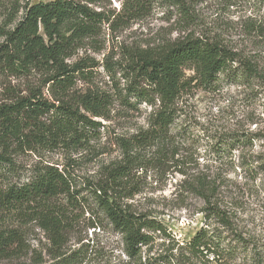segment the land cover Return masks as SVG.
I'll list each match as a JSON object with an SVG mask.
<instances>
[{
    "label": "rangeland",
    "instance_id": "1",
    "mask_svg": "<svg viewBox=\"0 0 264 264\" xmlns=\"http://www.w3.org/2000/svg\"><path fill=\"white\" fill-rule=\"evenodd\" d=\"M50 1L0 0V44L4 31L22 17L19 8ZM90 7L107 21L68 60L86 64L68 98L90 91L108 99L105 116L92 119L100 124L97 132L81 148L12 150L13 182L27 181L40 165L68 169L77 185L64 206L69 230L59 248L31 217L0 213V232L15 238L0 264H53L71 255L76 264H264V0H97ZM196 38L232 50L255 73L247 78L221 74L208 88L191 83L177 100L164 148L160 142L136 144L135 137L151 130L152 111L146 103L127 106L121 98L131 80L129 60L135 52H157ZM185 74L186 80L192 76ZM44 79L41 72L0 70V105L40 87ZM49 86L42 91L52 99ZM128 155L135 157L128 181L137 194L125 203L165 228L130 261L121 236L97 216L83 188L104 181L106 169L123 164ZM199 174L215 180L228 226L206 216L204 202L186 191L184 182ZM200 230L211 244L193 258L180 248Z\"/></svg>",
    "mask_w": 264,
    "mask_h": 264
},
{
    "label": "trees",
    "instance_id": "2",
    "mask_svg": "<svg viewBox=\"0 0 264 264\" xmlns=\"http://www.w3.org/2000/svg\"><path fill=\"white\" fill-rule=\"evenodd\" d=\"M96 1L26 3L17 10H21L22 17L12 29L4 31L0 44V70L41 72L46 78L40 87L0 105V213L31 217L59 248L69 230L64 206L77 187L75 180L68 169L40 165L33 168L27 181L13 182L16 165L12 150L81 148L97 132L100 124L92 119L105 116L108 99L90 91L68 98L76 74L86 69L85 63L70 64L68 60L80 43L96 36L107 21L104 14L90 7ZM127 69L131 80L121 97L123 102L127 106L146 103L152 111L151 130L134 141L138 144L139 140L144 146L160 142L162 147L169 140V129L177 115V100L188 85L195 82L196 86L208 88L221 74L247 78L255 73L252 65L232 50L198 38L177 41L157 52H135ZM186 71L192 72L187 80ZM47 84L52 99L44 97L42 90ZM129 97L133 103H128ZM243 142L251 140L245 138ZM128 156L123 164L106 169L104 181L89 182L83 188L93 201L97 216L121 236L124 256L130 261L140 258L142 249L153 242L156 234H164L165 228L160 221L134 212L125 203L137 194L132 181H128L135 157ZM184 183L187 192L204 202L206 216L228 226L227 214L216 199L215 180L199 174ZM13 235L0 232V258L10 254ZM210 244L204 230H200L180 249L196 258L209 251ZM76 261L77 257L71 255L59 257L53 264Z\"/></svg>",
    "mask_w": 264,
    "mask_h": 264
}]
</instances>
